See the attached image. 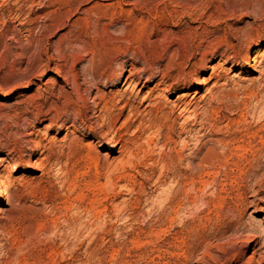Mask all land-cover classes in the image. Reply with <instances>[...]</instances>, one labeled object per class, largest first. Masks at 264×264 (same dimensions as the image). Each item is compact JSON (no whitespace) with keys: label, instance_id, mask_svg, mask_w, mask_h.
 <instances>
[{"label":"rangeland","instance_id":"374dc122","mask_svg":"<svg viewBox=\"0 0 264 264\" xmlns=\"http://www.w3.org/2000/svg\"><path fill=\"white\" fill-rule=\"evenodd\" d=\"M263 6L264 0H0V171L6 177L0 264H264V151L253 156L247 144L252 134L264 139V26L247 35ZM41 24L50 29L29 67L34 42L21 59L19 47ZM97 37L114 51L117 76L123 65L126 77L132 64L144 83H97L101 92L126 90L136 102L101 140L79 128L66 135L64 127L55 129L58 122L48 126V118L62 119L56 98L63 76L69 89L73 75L83 97L77 125H94L96 89L83 72ZM77 56L83 58L74 66ZM161 75L164 85L157 84ZM199 80L205 83L189 90L197 94L179 102L182 90ZM183 102L196 112L173 109ZM158 103L165 108L152 107ZM65 114L68 124L73 116ZM113 136L123 151L110 146ZM211 137L243 139L245 148L238 158L205 164L209 147L222 152ZM78 147L94 159L82 160Z\"/></svg>","mask_w":264,"mask_h":264},{"label":"bare ground","instance_id":"6f19581e","mask_svg":"<svg viewBox=\"0 0 264 264\" xmlns=\"http://www.w3.org/2000/svg\"><path fill=\"white\" fill-rule=\"evenodd\" d=\"M263 3V2H262ZM259 7H260V5H259ZM264 7V6H263ZM220 10V9H219ZM231 11V10H230ZM54 12V11H53ZM234 13V12H233ZM259 13H261V16H260V14ZM53 16V15H52ZM53 17H50V19H52ZM57 19V18H56ZM86 19V18H85ZM100 19V18H99ZM99 19H97V20H99ZM88 20V19H87ZM55 21V20H54ZM85 22V21H84ZM97 22V21H96ZM46 23V22H45ZM49 23V22H48ZM23 24V23H22ZM44 24V23H43ZM43 24H41L42 26H39V29H37L38 30V32L36 33L37 35H36V37H33L32 39H31V35H29L30 36V38H28V35L25 33V35H26V38L25 37H23V38H25V41L27 42V45L26 46H20L19 47V55H18V58L17 59H21L22 57H24V55L29 51V48H32L31 47V44H32V42H34L33 44H34V46H33V50H31L32 51V53H31V55H30V53H29V55L31 56V59H30V61H28V66L29 65H32L33 63L35 64V59H33V57H32V54H34L35 52H37V50L39 49V41L41 40V37L44 35V33L45 32H47L49 29H50V27H47V26H44ZM55 24V23H54ZM53 24V25H54ZM85 24H87V23H85ZM257 25V27H255V28H253V26L254 25ZM250 25H251V27H252V30L250 31V32H248L247 33V35L249 34V35H253L255 32H258V27L259 28H261L262 26H264V10H261V11H258V13H257V15L255 16V18L253 19V21L250 23ZM36 26V25H35ZM51 26H52V24H51ZM250 27V28H251ZM13 28V27H12ZM32 28V27H31ZM86 28V27H85ZM190 28V27H189ZM230 28V27H229ZM33 29H35V27L33 28ZM192 29V28H191ZM235 29V28H234ZM27 31H28V29H26ZM25 30V31H26ZM32 30V29H31ZM31 30H29V31H31ZM225 30V29H224ZM205 31V30H204ZM218 31V30H217ZM231 31V30H230ZM208 32H210V31H208ZM207 32V33H208ZM31 33H33V32H31ZM30 33V34H31ZM200 33V32H199ZM198 33V34H199ZM205 33V32H204ZM236 33V32H235ZM241 33V32H240ZM239 33V34H240ZM243 33V32H242ZM209 34V33H208ZM224 34H225V32H224ZM237 34V33H236ZM257 34V33H256ZM196 35V34H195ZM204 35V34H203ZM191 36V35H190ZM202 36V35H201ZM217 36H218V33H217ZM216 36V37H217ZM104 37V36H103ZM102 37V38H103ZM106 37H107V39L108 40H113V39H115L116 40V36L115 35H113V34H111V33H107V35H106ZM193 37V39H194V36H192ZM204 37V36H203ZM209 37V36H208ZM219 37H221V36H219ZM229 37V36H228ZM75 38V37H74ZM198 38H201V37H198ZM206 38V37H205ZM77 39V38H76ZM94 39V38H93ZM92 39V40H93ZM188 39V38H187ZM192 39V40H193ZM209 39V38H208ZM220 38H218V40L217 41H220L219 40ZM222 39V38H221ZM14 40H16V39H14ZM22 40V39H21ZM196 40V39H195ZM201 40V39H200ZM204 40V39H203ZM207 40V39H206ZM214 40H216V39H214ZM18 41V40H17ZM197 41V40H196ZM202 41V40H201ZM210 41V40H209ZM208 41V42H209ZM228 41H230V40H228V38H227V36H224L223 37V43L224 44H226ZM198 42V41H197ZM206 42V41H205ZM113 43V42H112ZM111 43V44H112ZM200 43V42H199ZM198 43V44H199ZM220 43V42H219ZM221 43H222V40H221ZM177 44H179V42L177 43ZM182 44V43H181ZM202 44H203V41H202ZM206 44V43H205ZM218 44V43H217ZM24 45V44H23ZM93 45H94V47H92V49L91 50H89V52H88V54H89V67L88 68H85V70H84V72H83V74L85 75V76H87V80H88V83H90L91 85H93L94 87H95V89H96V91L94 92V94L92 95V101H93V106H94V109H95V111H96V114H95V120H94V125H92V124H90L89 126H86V124H84V121H80L81 122V126H79L78 127V125H77V119L80 117V105H78L77 104V101H80V103H81V101L83 100V97H82V94H81V84L77 81V77L75 76V75H73V77H71L70 79H71V81H70V86H68V88L69 89H67V87L65 86V85H67V84H69V81H68V78L66 77V76H63L64 75V73H62V67L63 66H61V64L59 65L58 63H55L54 64V70H55V73L57 74V75H61V76H63V81H64V86H63V84L61 85L62 87H60V90H59V93H58V97L56 98V99H59V98H61L62 99V101L60 102V104L59 105H57L55 108H54V110H55V112L57 113V115H58V112H60L61 111V114H62V119L60 120V122H59V120L58 119H55V118H48V126L49 127H51V126H55V124L58 122L59 124H57V126H55V129L57 130V129H61V127H64V130H65V132H66V135L68 134V133H70V131H71V128L73 129H78L79 128V130L81 129V131H82V133H84V135L85 136H91V137H95V138H97L98 140H101L103 137H102V135H107L108 133H109V131H110V129H111V127H112V125H113V123L117 120V118H119V116L123 113V110L127 107L128 108V110L129 111H131L135 106H134V102H135V97H133V98H131L130 96H128V97H126L125 96V91L126 90H123V91H120V90H116V88H114V89H110L108 92L106 91V92H101L99 89H98V87H97V83L98 82H100V81H102V82H104V83H109V84H111V83H114L113 82V80L115 81L116 80V87H117V84H121L122 86H124V85H126V86H129V85H131V84H133V86H135V87H137L139 84H140V87H142L143 86V82H141V78H139V77H134V68H133V65L131 64L130 65V68L128 69V72H129V74L126 76V77H124L123 76V72H125L126 70H123V65H121L120 67H121V70H120V72L118 73L119 75L117 76V73H116V70L112 67V65H111V59H112V54H113V52L114 51H110L109 50V48H108V46H109V44H108V42L105 40V38L104 39H100V38H96V39H94V42H93ZM113 45H115V44H113ZM185 45V44H184ZM190 45V44H189ZM188 45V46H189ZM210 45V44H209ZM208 45V47H211V46H209ZM230 45V44H229ZM229 45H227V46H229ZM232 45V44H231ZM234 45V44H233ZM179 46H180V44H179ZM199 46V45H198ZM205 47H207L206 45H204ZM203 46V47H204ZM217 46V45H216ZM220 46V45H219ZM255 46H256V44H255ZM258 46V45H257ZM15 47V46H14ZM112 47H114V46H112ZM183 47V46H182ZM231 47V46H230ZM197 48V47H196ZM199 48V47H198ZM217 48V47H216ZM9 49V48H8ZM202 49V48H201ZM211 49V48H210ZM11 50V49H10ZM218 50V49H217ZM216 50V51H217ZM174 51V50H173ZM14 52H15V50H14ZM39 53V52H38ZM204 53H206V52H204ZM203 53V54H204ZM221 53H223V52H221ZM219 54V58L221 59V57H222V55L223 54ZM255 53H257V51L256 50H254L253 52L252 51H250V55L252 54H255ZM63 54H64V52H63ZM181 54V53H180ZM37 55V54H36ZM82 55V54H81ZM26 56H27V54H26ZM40 56V55H39ZM39 56L37 55V59H39ZM43 56V55H42ZM65 56V55H64ZM63 55H61V58L62 57H64ZM172 57V56H171ZM193 57V56H192ZM261 57V56H260ZM41 58V57H40ZM45 58V57H44ZM47 58V57H46ZM48 58H49V56H48ZM56 58V57H55ZM60 58V57H59ZM67 58V57H66ZM65 58V59H66ZM77 58H78V60H76L73 64H74V66H76V65H78V62H80V60H82V58H83V56H77ZM194 58V57H193ZM192 58V59H193ZM204 58V57H203ZM26 59V58H25ZM52 59V58H51ZM252 61H254V59H255V56H253L252 58H250ZM16 59H14L13 60V62L15 61ZM41 60V59H40ZM46 60V59H45ZM57 61L59 60L58 58L56 59ZM176 60V59H175ZM17 61V60H16ZM49 61H51V60H49ZM55 61V60H54ZM60 62L61 61H63V60H59ZM113 61V60H112ZM53 62V61H52ZM16 63V62H15ZM46 63V62H45ZM51 63V62H50ZM186 64V63H185ZM196 64V63H195ZM48 60H47V64H46V66L43 68L44 70L43 71H47V69H48ZM64 65V64H63ZM184 65V64H183ZM182 65V66H183ZM199 65V64H198ZM252 66V69L251 70H256L257 69V65H255V63H253V64H251ZM177 66V65H176ZM185 66V65H184ZM259 66V65H258ZM30 67V66H29ZM32 67V66H31ZM38 67V66H37ZM43 67V66H42ZM40 69V68H39ZM35 70V69H34ZM37 70H38V68H37ZM180 70V69H179ZM40 71V70H39ZM181 71V70H180ZM26 72V71H25ZM25 72H24V74H25ZM71 72V71H70ZM28 73V72H27ZM26 73V74H27ZM25 74V75H26ZM63 74V75H62ZM28 75V74H27ZM68 75H69V73H68ZM181 75V74H180ZM29 76H30V74H29ZM28 76V77H29ZM78 76V75H77ZM171 77V76H170ZM84 79V78H83ZM160 79L162 80V81H160V82H157V84L159 85V84H163L164 85V83H166L165 82V80H163V75H161L160 76ZM205 80H199L198 82H196V83H194V85L192 84V85H190L188 88H184V90H187V91H184V90H182V92H181V94H179V96L177 97V99L179 100V102L182 100V99H184L186 96H188L189 95V93H192L193 95H195V94H197V91L196 90H193L192 92H190L189 90L191 89V88H193L195 85H201L202 83H205L204 82ZM99 84V83H98ZM108 84V85H109ZM114 85H115V83H114ZM85 86V85H84ZM121 86V87H122ZM64 87H66V89H64ZM171 87V85L170 84H166V86L164 87V89L165 90H168L169 88ZM197 87H199V86H196V88ZM55 90V89H54ZM209 91H210V89H209ZM55 92V91H54ZM56 93V92H55ZM180 93V92H179ZM52 95V94H51ZM131 95V94H130ZM54 96V95H53ZM47 98V97H46ZM54 98V99H55ZM52 100H53V98H52ZM56 102V101H55ZM136 103V102H135ZM82 104H85V103H82ZM150 104H153V103H151V102H149V105ZM38 105V104H37ZM190 105H191V103L190 102H188V103H185V102H183V104H182V107H176L175 105H174V107H173V109L174 108H178L180 111V113H185V112H187L190 108ZM41 107V106H40ZM152 107L154 108V109H156V110H158V109H164L165 107L164 106H162V104L161 105H159V103L158 104H155V105H152ZM172 107V106H171ZM35 108V107H34ZM52 108V107H51ZM167 108V107H166ZM170 108V107H169ZM196 109H197V106L195 105V106H193V108L191 109V110H189L188 112V114L190 115H193L195 112H196ZM38 110V109H37ZM47 110H50L51 111V109L49 108V109H47ZM67 110H70V112L72 113V120L67 124L66 123V121L70 118L69 117V115H67V117L65 116L66 114V111ZM52 112V111H51ZM84 112V111H83ZM167 112V111H166ZM173 112V111H172ZM51 115H53V114H51ZM162 115V114H161ZM168 115V114H167ZM70 116H71V114H70ZM55 117V116H54ZM59 118V117H58ZM263 119V118H262ZM79 120V119H78ZM84 120V119H83ZM264 120V119H263ZM91 121H92V119H91ZM66 123V124H65ZM92 123V122H91ZM65 125V126H64ZM52 129V128H51ZM54 129V128H53ZM73 129V130H74ZM158 129V128H157ZM59 131V130H58ZM75 131V130H74ZM77 131V130H76ZM79 132V131H78ZM102 133L103 132V134H98V133ZM158 132V131H157ZM214 137V136H213ZM213 137H211V138H213ZM217 137V136H216ZM234 137L235 136H233V139H234ZM252 140H248L247 139V144H248V151H250V153H251V155H253V156H255V154H257V155H261V153L264 151V139H261V138H259V140L258 141H255V138H256V134H252ZM261 137V136H260ZM82 138H84V137H82ZM210 138V139H211ZM232 138V137H231ZM75 139H77V138H75ZM224 139H226L225 138V136H224ZM238 138H236V140H237ZM80 140H81V138H80ZM213 142H217L218 144H220V145H222L221 146V149H222V152H220V153H215L216 151L214 150L216 147L214 146V147H209V150H210V152H208V153H206V154H204L202 157H201V161L204 163L205 162V164L207 163V164H209V165H214V162L213 161H217V160H219V159H222L223 158V160H228V159H226V155H230V158H232L233 156H235L236 158H238V155H237V153H236V151L238 150V149H244L245 148V145L244 144H242V142L243 141H241V140H243V139H238V141H240L241 142V144L238 142V141H234V140H232V141H230V138H229V140H227V141H224V140H220V139H211ZM73 141V140H72ZM78 141V140H77ZM76 141V142H77ZM210 141V140H209ZM252 141H255L254 142V147L252 146V145H250V143L252 142ZM75 141H74V144L76 143ZM79 142V141H78ZM246 143V142H245ZM73 144V143H72ZM120 144V145H119ZM119 145V150L120 151H123V149H124V143L120 140V139H118V138H115V136H113L111 139H110V146H112V147H114V149H115V147H117ZM213 145H214V143H213ZM217 145V144H216ZM76 146V145H75ZM78 146V145H77ZM209 146H211V144L209 145ZM72 147H74V146H71L70 148H71V150H72ZM219 147V146H218ZM214 148V149H213ZM220 149V148H219ZM72 151H74V150H72ZM215 151V152H214ZM81 152H82V148L81 147H78V148H75V153L76 154H80L81 155ZM70 153H71V151H70ZM73 154V153H72ZM262 157L264 156V154L263 155H261ZM81 159L82 160H84V161H86V160H93L94 158L92 157V156H90L88 153H86V154H84L83 156L81 155ZM233 159V158H232ZM221 162V161H220ZM11 168H10V171H15V166H10ZM5 184H6V177H5V173L4 172H2V171H0V201H1V198H3V196H4V192H5V190H6V187H5ZM168 197V196H167ZM236 230V229H235Z\"/></svg>","mask_w":264,"mask_h":264}]
</instances>
